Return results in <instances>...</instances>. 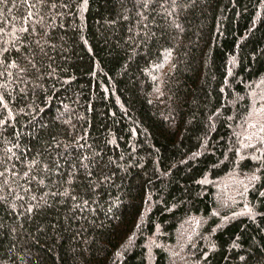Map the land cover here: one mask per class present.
<instances>
[{
	"label": "trees",
	"instance_id": "obj_1",
	"mask_svg": "<svg viewBox=\"0 0 264 264\" xmlns=\"http://www.w3.org/2000/svg\"><path fill=\"white\" fill-rule=\"evenodd\" d=\"M0 264H264V0H0Z\"/></svg>",
	"mask_w": 264,
	"mask_h": 264
},
{
	"label": "rangeland",
	"instance_id": "obj_2",
	"mask_svg": "<svg viewBox=\"0 0 264 264\" xmlns=\"http://www.w3.org/2000/svg\"><path fill=\"white\" fill-rule=\"evenodd\" d=\"M234 184L233 183H228L224 187V193L227 194L229 192V188L232 187Z\"/></svg>",
	"mask_w": 264,
	"mask_h": 264
}]
</instances>
